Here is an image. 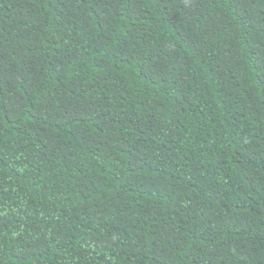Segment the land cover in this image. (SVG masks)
I'll use <instances>...</instances> for the list:
<instances>
[{"label": "trees", "instance_id": "1", "mask_svg": "<svg viewBox=\"0 0 264 264\" xmlns=\"http://www.w3.org/2000/svg\"><path fill=\"white\" fill-rule=\"evenodd\" d=\"M0 264H264V0H0Z\"/></svg>", "mask_w": 264, "mask_h": 264}]
</instances>
